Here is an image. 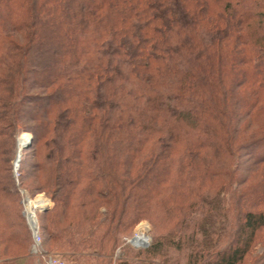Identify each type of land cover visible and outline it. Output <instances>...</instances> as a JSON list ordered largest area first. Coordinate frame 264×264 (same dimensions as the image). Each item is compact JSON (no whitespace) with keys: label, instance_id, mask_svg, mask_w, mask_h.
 <instances>
[{"label":"trees","instance_id":"1","mask_svg":"<svg viewBox=\"0 0 264 264\" xmlns=\"http://www.w3.org/2000/svg\"><path fill=\"white\" fill-rule=\"evenodd\" d=\"M23 193L52 201L36 256L254 264L264 0H0V263L33 255ZM144 220L151 245L114 261Z\"/></svg>","mask_w":264,"mask_h":264},{"label":"rangeland","instance_id":"2","mask_svg":"<svg viewBox=\"0 0 264 264\" xmlns=\"http://www.w3.org/2000/svg\"><path fill=\"white\" fill-rule=\"evenodd\" d=\"M25 136V138H26V140L28 139V138H31V137H33V135L31 134V133H27V132H23V133H20L19 135H17L16 136V140H15V145H14V148H13V153L15 152V157L12 159V166H13V174H14V177L17 179L18 178V176H19V168L17 169V171L15 172V169H14V164H15V162H17V161H15L16 160V158H17V152H18V142H19V138H21L22 136ZM24 144V143H23ZM32 146H33V142H32V144L28 147V148H32ZM30 149H23V146H22V148H21V156L23 155V153H25V154H28V155H30V154H32L31 153V150ZM32 162V161H31ZM34 162V161H33ZM30 170V172H32V169H29ZM29 183H30V181H29ZM28 184V183H27ZM23 195H25V196H27V194L25 193H23ZM32 196H34L33 198H35L34 200H32L29 196H27V198L31 201V202H36V201H40V200H43L44 202H45V205L46 206H48L49 208L51 207V205H52V201H51V199L49 198V196L47 195V194H45V193H39V194H34L33 193V195ZM24 197V196H23ZM24 199V198H23ZM48 208V209H49ZM27 210V201H26V206H24V210ZM28 222V221H27ZM38 222V221H37ZM29 225V224H28ZM141 226H145L146 228H148V233H149V236H150V238H151V241H150V244H149V246L151 245V243H152V233H153V226L151 225V223L149 222V221H147V220H144V221H142L141 223H139V225L137 226V227H135V229H134V232H133V235L131 236V237H129V236H124L122 239H121V246L120 247H118L117 248V250H116V252H115V254H114V256H113V258H114V261H117L118 259H121L123 256H124V249L126 248L125 246H127V247H129V249H125V251L126 252H128V251H130L131 253H134V252H137L138 250H141V249H146V248H137V247H135V246H133V245H130V244H128L127 243V240L128 239H130V238H133L134 237V235H135V233L137 232V230H139L140 228L139 227H141ZM125 245V246H124ZM148 246V247H149ZM125 247V248H124ZM147 247V248H148ZM131 248V249H130ZM263 251H264V249L262 248V247H257L256 248V251H255V253H254V256H257L258 258L259 257H261V255L263 254ZM49 255H51V254H49ZM52 255L53 256H57V257H59V258H61V259H63L67 264H77V263H72V261H70V260H68L67 259V257H65V256H63L62 254H60V253H52ZM259 255V256H258ZM256 257V260H253L254 261V264H264V259H261V260H258V258ZM251 261V260H250ZM252 262V261H251Z\"/></svg>","mask_w":264,"mask_h":264},{"label":"built area","instance_id":"3","mask_svg":"<svg viewBox=\"0 0 264 264\" xmlns=\"http://www.w3.org/2000/svg\"><path fill=\"white\" fill-rule=\"evenodd\" d=\"M26 201L27 203L30 201L27 196H24L23 203L24 206H26ZM43 201V200H40ZM37 202V201H36ZM44 205H37L33 208L32 210V215L30 216L28 209L24 210V214L26 216V219L28 221L29 227L32 231L33 235V240L34 244L32 246V253L37 254L40 249V237H39V226L37 222V217H36V212L37 210H40L41 207ZM32 218V219H31ZM140 229L137 230L133 238H130L127 240V243L130 245H133L137 248H147L150 244L151 238L149 236V231L148 228L145 226L139 227ZM47 264H67L63 259L53 256V255H48L47 256Z\"/></svg>","mask_w":264,"mask_h":264},{"label":"crops","instance_id":"4","mask_svg":"<svg viewBox=\"0 0 264 264\" xmlns=\"http://www.w3.org/2000/svg\"><path fill=\"white\" fill-rule=\"evenodd\" d=\"M0 264H47V257H40L33 254L30 257H24L15 261Z\"/></svg>","mask_w":264,"mask_h":264},{"label":"bare ground","instance_id":"5","mask_svg":"<svg viewBox=\"0 0 264 264\" xmlns=\"http://www.w3.org/2000/svg\"><path fill=\"white\" fill-rule=\"evenodd\" d=\"M30 140H31V138H28V139L26 140V138H25L24 135H23L21 138H19V142H18V152H17L18 157H17V159L20 157L22 146H23V148H24V146H25ZM23 143H24V144H23ZM16 161H17V160H16ZM42 204L45 206V202H44V201H37V202H31V201H29V202L27 203V209H28V212H29L30 216L32 215V210H33V208H34L35 206H37V205H42ZM31 219H32V218H31Z\"/></svg>","mask_w":264,"mask_h":264},{"label":"water","instance_id":"6","mask_svg":"<svg viewBox=\"0 0 264 264\" xmlns=\"http://www.w3.org/2000/svg\"><path fill=\"white\" fill-rule=\"evenodd\" d=\"M32 142H33V137H31V140L24 146V148L23 149H26V148H28L31 144H32ZM17 157H18V154H17ZM16 160H17V162H15V164H14V169H15V172L17 171V169L19 168V163H20V160H21V154H20V157L17 159L16 158ZM15 160V161H16ZM48 206H43V207H41L40 208V211H47L48 210Z\"/></svg>","mask_w":264,"mask_h":264}]
</instances>
